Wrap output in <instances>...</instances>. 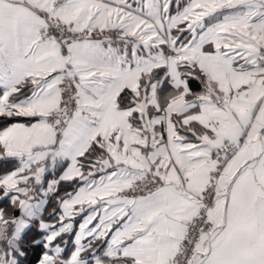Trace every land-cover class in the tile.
<instances>
[{
  "label": "snow or ice",
  "instance_id": "snow-or-ice-1",
  "mask_svg": "<svg viewBox=\"0 0 264 264\" xmlns=\"http://www.w3.org/2000/svg\"><path fill=\"white\" fill-rule=\"evenodd\" d=\"M0 264H264V0H0Z\"/></svg>",
  "mask_w": 264,
  "mask_h": 264
}]
</instances>
